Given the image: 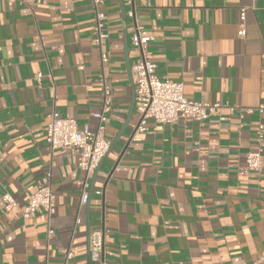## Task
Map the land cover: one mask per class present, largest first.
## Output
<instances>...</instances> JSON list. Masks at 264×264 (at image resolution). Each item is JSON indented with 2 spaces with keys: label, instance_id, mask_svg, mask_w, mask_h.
<instances>
[{
  "label": "crops",
  "instance_id": "0c3cea01",
  "mask_svg": "<svg viewBox=\"0 0 264 264\" xmlns=\"http://www.w3.org/2000/svg\"><path fill=\"white\" fill-rule=\"evenodd\" d=\"M102 1L104 64L89 0H0V264H63L64 249L72 264H88L98 230L108 264H264V166H245L248 152L261 148L264 157V130L262 141L256 135L264 126V0H122L125 14L119 0ZM135 23L153 37L146 57L159 76L181 82L186 98L233 113L222 107L209 120L182 118L132 137ZM101 75L112 96L104 136L115 142L93 175L78 153L47 144L45 126L54 108L95 130ZM240 109L253 112L239 118ZM48 171L54 214L23 219L25 193ZM4 193L15 200L10 210Z\"/></svg>",
  "mask_w": 264,
  "mask_h": 264
},
{
  "label": "built area",
  "instance_id": "2783aa9c",
  "mask_svg": "<svg viewBox=\"0 0 264 264\" xmlns=\"http://www.w3.org/2000/svg\"><path fill=\"white\" fill-rule=\"evenodd\" d=\"M130 2L131 0H125ZM94 16L93 41L100 49L101 64L107 60V54L103 50L109 32L107 28V13L101 7L102 0H89ZM246 8L239 10L240 24L237 34L242 37L245 35L243 21L245 19ZM133 16L132 12H129ZM153 39L152 35L142 26L135 23V29L130 37L132 49L137 52L138 59L132 65L133 84L135 90V109L138 113V121L133 130L132 137L135 134L154 129L155 125L161 123H175L182 118H193L198 122H203L212 118V116L222 107H226L230 114L234 111V106L221 105L220 103H210L207 101H198L188 99L183 94V84L169 79L167 76H159L156 72V63L146 57V48ZM41 73L35 75L39 79ZM99 83L102 89L101 105L98 110L91 113V116L97 119L98 124L95 130H90L87 125H79L74 118L64 117L52 108L47 114V123L45 126V141L52 149H62L78 153L81 157L78 166L86 174L94 171L102 158L109 149V141L105 138V123L107 113L111 110V89L106 78L101 75ZM257 110L262 113L264 106L260 105ZM253 109H240L239 118L245 114H251ZM226 117L219 116L218 120H224ZM264 126L259 123L256 130L257 139L262 141ZM245 166L249 169L260 170L264 166V157L262 149L248 152L245 155ZM118 169L115 167L114 170ZM51 173L46 172L38 181V187L33 193H25L26 204L21 210V217L28 219L40 210V217L47 222L55 212V198L50 185ZM84 187L80 196V205H84L88 198ZM101 194L100 189L94 191ZM4 209L10 210L15 205V200L8 193L1 197ZM105 231L98 230L92 233L90 240V259L99 264H108L103 258ZM54 234L53 229L48 228L47 235ZM63 264H72V252L64 249ZM258 262H264V256Z\"/></svg>",
  "mask_w": 264,
  "mask_h": 264
},
{
  "label": "water",
  "instance_id": "95a60500",
  "mask_svg": "<svg viewBox=\"0 0 264 264\" xmlns=\"http://www.w3.org/2000/svg\"><path fill=\"white\" fill-rule=\"evenodd\" d=\"M119 3H120V6H121V9H122V13L125 14V11H124V6H123V1L122 0H119ZM128 66V73H129V76L132 80V84H133V78H132V74H131V71H130V66ZM134 98H135V90H134V84H133V92H132V99H131V104H130V109H129V113L132 112L133 110V105H134ZM115 141H112L110 144H109V149L113 146ZM98 167V166H97ZM97 169V168H96ZM95 169V170H96ZM95 170H94V173L93 175L95 174ZM87 263L90 264V251L88 249V252H87Z\"/></svg>",
  "mask_w": 264,
  "mask_h": 264
}]
</instances>
